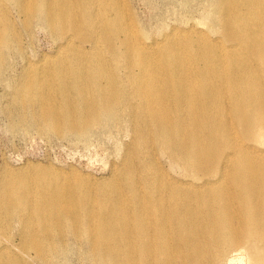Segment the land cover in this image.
<instances>
[{"label": "bare ground", "instance_id": "bare-ground-1", "mask_svg": "<svg viewBox=\"0 0 264 264\" xmlns=\"http://www.w3.org/2000/svg\"><path fill=\"white\" fill-rule=\"evenodd\" d=\"M203 3L200 24L148 37L125 0H0V75L13 47L24 60L10 128L132 132L107 188L45 170L29 195L1 181L0 227L32 231L23 244L41 262L67 252L69 232L90 264H221L232 252L264 264V0ZM35 24L59 41L48 60L21 46ZM24 247L0 244V264H31Z\"/></svg>", "mask_w": 264, "mask_h": 264}, {"label": "rangeland", "instance_id": "rangeland-1", "mask_svg": "<svg viewBox=\"0 0 264 264\" xmlns=\"http://www.w3.org/2000/svg\"><path fill=\"white\" fill-rule=\"evenodd\" d=\"M125 1L136 22L144 28L145 35L148 37L158 36V28L161 29L163 26L174 25L177 28H185L188 23H197L205 10L203 0ZM13 15L17 17L15 11ZM20 42L25 55L32 60L38 59L43 54H46L45 59L48 60L59 45V41L54 40L46 29L36 24L32 26L29 35L22 33ZM16 50L13 47L9 51L12 53L9 57L10 65L8 68L5 67L0 75V183L5 177L11 176L14 180L10 187L20 189L23 195H29L30 190L43 191L38 187L42 184L33 175L38 170H45L48 171L47 174L57 173L54 181H61L60 173H63L79 181L85 178L91 186L109 187L119 175L123 151L131 139V128L126 126L127 130L125 128L97 129L86 139L73 135L59 136L41 133L34 127L27 130L11 129L9 126L11 115L8 110L11 109L12 113H15L12 109L14 107L11 99L12 85L22 73L24 63L22 57L13 54ZM161 162L170 175L178 177L179 169L168 168L165 158H161ZM23 176L30 177L29 181L16 182L17 178ZM16 191L13 190V196ZM86 191V186L75 189V193L79 196ZM55 200L58 201L59 198L56 197ZM31 233L33 232L25 231L17 222H13L11 227H0V244L4 245L10 253H16L14 250L24 247L22 236H29ZM34 238L36 239L34 244L45 243L44 237L34 236ZM63 238L67 242V252L61 255L53 254V264H90L89 259L84 257L86 245L83 241L71 237L69 232H65ZM24 248L27 252L23 255L31 264H46L37 259L32 251L33 246ZM236 257L234 252L229 253L221 264H248L245 255L237 257L238 259Z\"/></svg>", "mask_w": 264, "mask_h": 264}]
</instances>
